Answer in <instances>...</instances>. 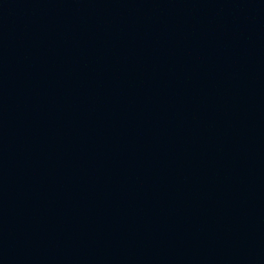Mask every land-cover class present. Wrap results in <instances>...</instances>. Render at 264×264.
<instances>
[{
    "label": "water",
    "instance_id": "obj_1",
    "mask_svg": "<svg viewBox=\"0 0 264 264\" xmlns=\"http://www.w3.org/2000/svg\"><path fill=\"white\" fill-rule=\"evenodd\" d=\"M0 264H264V0H0Z\"/></svg>",
    "mask_w": 264,
    "mask_h": 264
}]
</instances>
